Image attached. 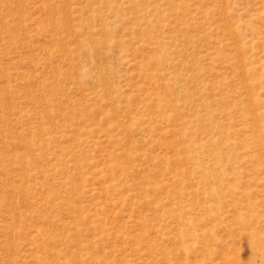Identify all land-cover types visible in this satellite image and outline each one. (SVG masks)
<instances>
[{
	"label": "rangeland",
	"instance_id": "rangeland-1",
	"mask_svg": "<svg viewBox=\"0 0 264 264\" xmlns=\"http://www.w3.org/2000/svg\"><path fill=\"white\" fill-rule=\"evenodd\" d=\"M0 264H264V0H0Z\"/></svg>",
	"mask_w": 264,
	"mask_h": 264
}]
</instances>
